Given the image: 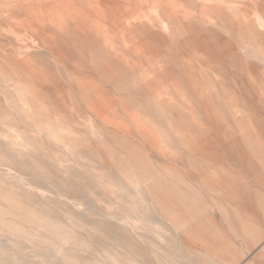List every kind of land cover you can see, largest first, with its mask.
I'll use <instances>...</instances> for the list:
<instances>
[{"label":"rangeland","instance_id":"obj_1","mask_svg":"<svg viewBox=\"0 0 264 264\" xmlns=\"http://www.w3.org/2000/svg\"><path fill=\"white\" fill-rule=\"evenodd\" d=\"M0 54V264H264V0H0Z\"/></svg>","mask_w":264,"mask_h":264},{"label":"bare ground","instance_id":"obj_2","mask_svg":"<svg viewBox=\"0 0 264 264\" xmlns=\"http://www.w3.org/2000/svg\"><path fill=\"white\" fill-rule=\"evenodd\" d=\"M85 15V14H84ZM97 48V47H96ZM95 50V49H94ZM4 51V50H3ZM97 52V51H96ZM95 52V53H96ZM100 52V51H99ZM106 52V51H105ZM92 53H94V52H92ZM102 53H103V51H102ZM91 54V53H90ZM96 54H98L99 55V53L97 52ZM1 55V54H0ZM5 56H6V54H5ZM99 56H101V53H100V55ZM104 56V55H103ZM29 58V57H28ZM32 58V57H31ZM61 58V57H60ZM93 58V57H92ZM98 58V57H97ZM101 58H103V57H101ZM100 58V59H101ZM6 59V58H5ZM102 60V59H101ZM31 61V60H30ZM38 61V60H37ZM31 64V63H30ZM38 64V63H37ZM37 67V66H36ZM38 69V68H37ZM36 69V71H38ZM40 70V69H39ZM41 71V70H40ZM35 72V71H34ZM39 73V72H38ZM40 75V74H39ZM0 76H2L3 78H9V79H11L10 77H8L9 76V74L8 73H6L3 69L2 70H0ZM18 76V75H17ZM20 77V76H19ZM15 78V77H14ZM13 78V79H14ZM17 78V77H16ZM15 78V79H16ZM18 79V78H17ZM6 80V79H5ZM3 81V80H2ZM9 81V80H8ZM16 81V80H15ZM10 82V81H9ZM9 84V83H8ZM11 84V83H10ZM16 84V83H15ZM20 84V83H19ZM14 85V84H13ZM22 85V84H21ZM19 87V86H18ZM22 87H24L23 85H22ZM18 89V88H17ZM18 93H20V90H19V92ZM56 94V93H55ZM22 98V97H21ZM62 105V104H61ZM163 105V104H162ZM101 109H103V108H101ZM116 110V109H115ZM53 111V110H52ZM100 112V111H99ZM108 112H109V110H108ZM117 112V111H116ZM110 114V113H109ZM115 114V113H114ZM117 114H118V112H117ZM72 116V115H71ZM117 116V115H116ZM51 117V116H50ZM49 117V118H50ZM27 119H28V117H27ZM3 120V119H2ZM8 121L10 122V123H12L13 122V118H12V116H9V119H8ZM128 122V121H127ZM44 122H36V125H38V126H43V128L45 129V125H47V124H43ZM4 124V123H3ZM27 124H28V122H27ZM115 125V124H114ZM8 125H6L5 127H7ZM125 126V125H124ZM9 127H11V126H9ZM118 127V126H117ZM119 127H120V125H119ZM118 127V128H119ZM122 127V126H121ZM117 128V129H118ZM111 129V128H110ZM12 130V129H11ZM67 130H68V128H67ZM116 130V129H115ZM123 130H126V129H124L123 128ZM130 130V129H129ZM121 131H122V129H121ZM28 132L29 131H27V129H26V127L25 128H23L22 130H19L18 132H16V133H13V132H11V133H9V139H11V137H16V138H18V139H20L21 141H23V142H25V143H29V137H28ZM51 132V131H50ZM121 134V133H120ZM47 135V134H46ZM66 136V135H65ZM43 137V136H42ZM42 137H40L41 139H42ZM78 137V136H77ZM49 138V137H48ZM44 139V138H43ZM84 140V141H83ZM82 141L84 142V144L85 145H88V147H90V148H95V147H92L91 146V141L89 142V140L88 139H85V137H83L82 138ZM100 141V140H99ZM139 141V140H138ZM37 142V141H36ZM45 142V141H44ZM64 142H65V139H64ZM126 142V141H125ZM130 142V141H129ZM141 142V141H140ZM40 143V142H39ZM56 143V142H55ZM127 143V142H126ZM54 144V143H53ZM58 144V143H57ZM67 145H68V143H66ZM96 144V143H95ZM131 145H132V142L130 143ZM129 144V145H130ZM1 145V144H0ZM35 145V144H34ZM36 145H37V143H36ZM35 145V146H36ZM46 145V144H45ZM59 145V144H58ZM121 145V147H122V149L124 150V151H127L126 150V148H125V145H124V143H122V144H120ZM130 145V146H131ZM134 145H135V143H134ZM138 145V144H137ZM2 146V145H1ZM54 146H55V144H54ZM63 146V145H62ZM140 146V145H139ZM34 147V146H33ZM57 147V146H56ZM61 147V146H60ZM66 147H68V146H66ZM80 147V146H79ZM133 147V146H132ZM5 148V147H4ZM62 148V150H64V148L63 147H61ZM75 148V147H74ZM24 149V148H23ZM35 149V148H34ZM58 149V151H59V148H57ZM68 149H69V147H68ZM81 149V148H80ZM89 149V148H88ZM131 149V148H130ZM141 149V148H140ZM84 151H85V149H84ZM87 151V150H86ZM142 151H144V150H142ZM42 152V151H41ZM70 152V151H69ZM58 153V152H57ZM60 153V152H59ZM63 153V152H62ZM137 153V152H136ZM142 153H145V152H142ZM67 154V153H66ZM71 154V153H70ZM121 154V153H120ZM139 154H141V153H139ZM35 155V154H34ZM58 155V154H57ZM60 155H62L61 153H60ZM73 155V154H72ZM202 155V154H201ZM25 156V155H24ZM146 156V155H145ZM65 157V156H64ZM67 157V156H66ZM71 157V156H70ZM142 157H144V156H142ZM69 158V157H68ZM72 158V157H71ZM98 160H99V158H97ZM29 160H30V158H29ZM69 160H71L70 158H69ZM74 160V159H73ZM76 160H77V158H76ZM75 160V161H76ZM68 161V160H67ZM27 162H28V160H27ZM29 162H31V161H29ZM71 162V161H70ZM99 162H100V160H99ZM82 163V162H81ZM100 163H104V162H100ZM99 163V164H100ZM75 164V163H74ZM98 164V165H99ZM80 165V164H79ZM104 165V164H103ZM75 167V166H74ZM88 168V167H87ZM91 168V167H90ZM89 168V169H90ZM97 168V167H96ZM112 168V167H111ZM7 169H8V167H7ZM93 169V168H92ZM79 170V169H78ZM11 171V170H10ZM111 171V170H110ZM80 172V171H79ZM85 172V171H84ZM85 173H87V171L85 172ZM114 173V172H113ZM117 173V172H116ZM23 174V173H22ZM83 174V173H82ZM126 174H128V173H126ZM90 175V174H89ZM94 175V174H93ZM115 175H118V174H115ZM99 176V175H98ZM104 176V175H103ZM102 176V177H103ZM110 176V175H109ZM112 176V175H111ZM100 177H101V175H100ZM107 177V176H106ZM126 177V176H125ZM104 178V177H103ZM109 178V177H108ZM103 180H105V178L103 179ZM2 181V180H1ZM122 181V180H121ZM6 183V182H5ZM1 184H3L2 182H1ZM121 184V183H120ZM120 184H118L119 186H120ZM6 185V184H5ZM113 185V184H112ZM124 185H125V183H124ZM115 186H117V185H115ZM3 187V186H2ZM1 186H0V196L3 198V199H6V200H8V201H12V202H15L19 207H21V204L19 203V201H22V200H19V198H17L15 195H13V194H10V192L7 190V189H3ZM2 188V189H1ZM5 188V187H4ZM10 189V188H9ZM113 189V188H112ZM17 190V189H16ZM14 191H15V189H14ZM18 192H20V190L18 191ZM104 194V193H103ZM150 194V193H149ZM30 195V194H29ZM1 203V202H0ZM12 204V203H11ZM189 204V203H188ZM187 204V205H188ZM15 206V205H14ZM21 210V209H20ZM21 212H22V210H21ZM26 216V215H25ZM27 217V216H26ZM23 219V218H22ZM24 220V219H23ZM30 222V221H29ZM28 222V223H29ZM70 222H71V220H70ZM72 224H73V222H72ZM34 225H36V224H34ZM19 226V225H18ZM40 226H42V225H40ZM66 227V230H67V226H65ZM71 228V227H70ZM59 230V229H58ZM62 230V229H61ZM63 230H64V228H63ZM18 231V230H17ZM70 232H71V230H69ZM8 232H10V231H8ZM22 232V231H21ZM12 233V232H11ZM73 233V232H72ZM71 233V234H72ZM14 234V233H13ZM15 235V234H14ZM58 236V235H57ZM78 236V235H77ZM18 237V236H17ZM68 237V236H67ZM66 237V238H67ZM62 238H64L63 236H62ZM62 240V239H61ZM60 240V241H61ZM71 242V241H70ZM70 244V243H69Z\"/></svg>","mask_w":264,"mask_h":264}]
</instances>
